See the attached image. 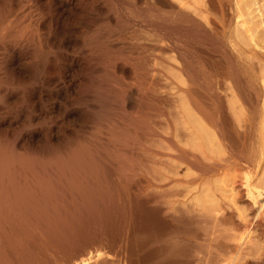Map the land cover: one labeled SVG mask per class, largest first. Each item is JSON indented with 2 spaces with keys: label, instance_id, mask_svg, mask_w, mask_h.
Instances as JSON below:
<instances>
[{
  "label": "bare ground",
  "instance_id": "bare-ground-1",
  "mask_svg": "<svg viewBox=\"0 0 264 264\" xmlns=\"http://www.w3.org/2000/svg\"><path fill=\"white\" fill-rule=\"evenodd\" d=\"M263 7L0 0V114L16 96L17 117L29 125L68 107L81 118L57 168L0 149V227L28 232V214L40 218L72 190L102 217L95 240L67 264H239L254 256L248 228L228 233L217 209L179 208L186 205L175 185L239 173L252 219H263L264 179L254 176L264 163V40L252 18ZM225 233L232 244L218 241Z\"/></svg>",
  "mask_w": 264,
  "mask_h": 264
},
{
  "label": "rangeland",
  "instance_id": "rangeland-1",
  "mask_svg": "<svg viewBox=\"0 0 264 264\" xmlns=\"http://www.w3.org/2000/svg\"><path fill=\"white\" fill-rule=\"evenodd\" d=\"M256 8L253 7L252 10ZM252 18L257 34L264 40V7L259 13L254 11ZM76 96L77 94H72V98ZM18 101L16 96L10 102L7 101L5 106H9L7 109L10 111L0 114V149L6 150L7 154L22 163H45L57 168L58 159L69 156L70 134L81 118H70L68 107L57 112L52 120L29 125L17 117L20 111ZM262 133L264 137V129ZM210 140L215 142L213 137H210ZM186 174L187 178L182 173L177 178L185 181L195 177L192 173ZM68 178L72 180L70 176ZM240 178L241 174L236 173L223 180H207L199 186L178 183L175 187L182 191V194L176 200L186 205L179 208H194L201 214L205 213V209H217L218 218L225 220L228 224L225 226L227 230L231 229L228 233H237L245 230V227L248 228L246 232L256 249V254L247 258L246 262L240 260L238 263L264 264V216L263 219H252L254 210L243 197ZM21 179L25 180V176H21ZM263 179L264 163L254 176V182L259 184ZM62 181L66 182L65 175ZM71 197L75 198V202H71ZM45 207L48 206L41 205V208ZM27 216L29 220L26 221L35 226L26 233L19 235L6 226L4 229L0 227L3 232L0 234V264H67L70 255H78L81 246L95 240L96 223L101 219L102 212L88 207L84 202L81 203V199L70 190L60 207L42 211L38 219H35L37 215ZM53 217H59L60 221L48 224ZM4 221L0 219V224ZM8 221L17 223L15 220ZM228 233L220 234L218 241L232 244V240L226 238ZM200 243L206 244L204 241ZM227 255L229 250L222 253L221 259Z\"/></svg>",
  "mask_w": 264,
  "mask_h": 264
}]
</instances>
